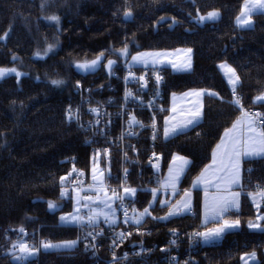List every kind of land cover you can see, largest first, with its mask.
Wrapping results in <instances>:
<instances>
[{"label": "trees", "instance_id": "trees-1", "mask_svg": "<svg viewBox=\"0 0 264 264\" xmlns=\"http://www.w3.org/2000/svg\"><path fill=\"white\" fill-rule=\"evenodd\" d=\"M244 2L0 0V68L21 71L20 77L0 79V228L17 232L40 227L49 242L78 240L72 249L42 251L40 264H93L82 249L77 229L60 225V215L72 209L71 198L61 193L68 189L74 169L88 168V135L80 127L87 119L84 90L103 93L115 84L104 66L108 60L115 63L112 69L126 63L122 52L126 48L128 55L192 50L191 71L164 69L166 113L173 94L215 93L204 95L198 123L163 139L157 150L165 168L174 155L189 161L178 194L188 189L241 108H258L264 114V102H253L264 93V13L251 16L252 27L239 28L235 20ZM126 12L131 15L125 17ZM210 12H218L219 18L203 24L195 20ZM96 57L101 58L96 70L77 69V62ZM222 64L239 78L235 94ZM236 97L241 107L234 103ZM243 166L251 168L248 176L253 184H264V155ZM252 196L241 195L239 208L224 216L240 221L236 230L211 243L203 244L201 237L198 264H241V257L251 253L257 259L253 264H264V230L248 227L249 221L264 214V204L258 211ZM194 200L197 203L198 193ZM49 202L56 207L49 209ZM160 210L144 222L159 242L170 230L202 233L219 224L201 225L198 214L163 220Z\"/></svg>", "mask_w": 264, "mask_h": 264}, {"label": "built area", "instance_id": "built-area-1", "mask_svg": "<svg viewBox=\"0 0 264 264\" xmlns=\"http://www.w3.org/2000/svg\"><path fill=\"white\" fill-rule=\"evenodd\" d=\"M109 75L117 84H110L106 92L91 94L89 88L88 92L84 90L87 119L80 127L88 135V171L74 169L68 180L71 187L65 191V197H70L77 189L79 203L88 208L76 225L82 249L93 264H198L201 237L194 235L198 231L170 230L159 242L152 230L144 226L146 218L135 222L143 210L140 194L162 190L165 166L157 150L163 140L166 115L164 70L121 65ZM157 76L161 78L159 83ZM244 113L262 112L258 108H241L239 118H245ZM67 115L72 118L73 112L68 110ZM133 117L138 123H130ZM263 124L256 123L261 129ZM93 163L101 167L99 183H94L91 175ZM250 172V167H242L239 194L257 195L260 204H264V197L260 196L264 184H253ZM125 188L135 189V193H125ZM104 196H110L114 222L92 211L99 207L98 199ZM90 216H94L93 222H89ZM45 240L40 227L24 228L23 232L0 228V264H40V245ZM20 243L36 248L35 255L25 261L16 260L14 257L20 252L13 245Z\"/></svg>", "mask_w": 264, "mask_h": 264}, {"label": "rangeland", "instance_id": "rangeland-1", "mask_svg": "<svg viewBox=\"0 0 264 264\" xmlns=\"http://www.w3.org/2000/svg\"><path fill=\"white\" fill-rule=\"evenodd\" d=\"M253 2H254V0H245L238 16H240L242 11L245 10L244 6L246 3L251 5V3H253ZM256 13H260V12H254V13L250 14V17L249 16L244 17L245 19H248V18L251 19L252 23L250 26H246V27L238 26L237 18L235 20L236 25L239 28H244V29L252 27L253 26V20H252L251 16L253 14H256ZM204 16H207V15H204ZM199 17L200 16H198L195 20L198 23L203 24L205 22L217 20L219 18V15L214 20L200 21ZM186 50L187 49H185V48H179V49H176L173 51H144V52H138V53L133 54V55H128L127 48H126V49H124V51H122V52H125L124 62H126V63H123L122 65H127L128 67H131V68H141V69H161V70L171 69L173 72H177V73L189 72L192 69V50H191V53H187ZM142 54H145V55L142 56ZM155 54H160V55L157 56ZM189 56L191 58L190 59V63H191L190 69L184 70L183 68H174L173 67V64L180 66V65H183L186 62H188ZM133 57H141V59H139L138 61H134ZM96 58L91 59V60H81V61L76 63V67L78 64L90 63L91 61L96 60ZM108 61H106V63ZM100 65H101V58L98 61V63L95 65L94 68L84 70V69H80L77 67V69L79 71H81L82 73H87V72H92V71L96 70ZM12 69H15V71H11ZM0 70H8L5 72V74L3 76H0V79H3V78L8 77V76H13V75L18 76V77L21 76V71L16 67L0 68ZM17 73H19V75H17ZM228 77H229V75H228ZM78 86L79 85H77V87ZM86 89L88 92V88H86ZM89 90H90V93L93 94L91 92L92 90L91 89H89ZM198 92L201 93V95H199V96L195 95V93H198ZM204 92L205 91H203V90H192V91L185 92L183 94H178V95L173 94L170 96L169 111H168L167 116L163 120V139L164 140H167L171 136L176 135L177 133L184 131V130L191 127V125H189L188 127L184 128L183 130L177 132L176 134L170 135L168 137H165V135H164V129L166 127L170 128L173 125H179L182 122H184L188 119H191L192 118L191 114L193 112L199 111L201 113V111H202V109H201L202 108V98H203ZM186 93H189L190 95H185ZM85 99H86V95H85L84 101H85ZM97 99H99V98L97 97ZM85 103H87V102L85 101ZM92 103H93V101L91 100L90 104H92ZM173 109H175V111H173ZM239 117L240 116H238L237 119H240ZM166 121H167V123H166ZM174 157H181V156L174 155L171 158L170 162L168 163L167 167L165 168L163 182H162V190L159 192H155L154 194H151V193L140 194V197L142 199V201L140 203V206H141L140 208H143L141 213L146 208L148 209V212L150 213V214L144 215L143 218L144 217L146 219L147 218H155L156 212H158L160 209L161 210H160L159 214H162L163 215L162 217H166V219L176 217V216L185 215V214L191 215L190 212H192L191 216H193V217L196 216L197 213L194 210V208L197 205L196 210H199L200 197L198 196V201H197V203H195V200H194L195 193L199 192L198 187L200 186V183L204 184V185H211V184L204 182L203 180H200V183L195 184L196 179H194L188 189H184V190H182V192L180 194H178L183 174L185 173V170L188 167L189 162L183 166V172L180 173L179 179L175 181V186H173V183L170 180V176L175 174L176 169L182 163V161H180V160L174 161ZM184 159L187 160L186 158H184ZM88 162H89V158H88ZM94 169H95V171H94ZM100 169H101V167H99L98 164L93 163L91 175H92V178H93V175H95L97 177L96 180L93 179L94 183H96V182L99 183V180L101 179L102 171ZM85 170L88 171V168ZM240 186L237 189L238 193H239ZM69 187H71V184L68 185L67 188H69ZM186 192L190 193V196L187 198L188 202H190V208L188 210H183L181 212H178L174 215L169 216L168 213L170 212V210L173 209L174 205H177L178 202H180L181 204L183 202H185V193ZM231 192H234V191H231ZM63 193H64L63 196H65V192H63ZM253 196H254V194H253ZM255 196H257V195H255ZM70 198L72 201V209L68 213L60 215L59 222H60V225L74 226L76 228V225L78 224L79 220H81V215L83 214V211H88V208L84 209L85 207L81 206V204L79 203L80 196H79L77 189H75L72 192ZM98 201L100 202L101 206L99 205V207H96L97 208L96 210H92V211L97 213V214H101L102 218L107 216V219H110V221H115V219H116V217H114L115 214H114L112 208L109 207V204L111 203L110 196H104V198L100 197L98 199ZM215 202L216 201H214V199H211V198H208L207 200H205V203L203 204V208H202L204 215L206 214V205L211 206ZM104 203H106V204H104ZM155 206H158V207L155 208ZM153 208H155V210ZM152 210H154V211H152ZM208 214H210V213H208ZM260 215L264 216V214H260ZM61 217H69V219L62 221ZM71 217H75L77 219L73 220V219H71ZM109 217H111V218H109ZM166 219H163V220H166ZM201 225H206L205 221H202ZM20 229H24V228H20ZM204 232H206V231H204ZM222 235H223V233L219 237H215L209 241H205L203 239L202 243L206 244V243H211V242L217 241L222 237ZM46 241L47 240H45L44 242H46ZM71 242H75L74 244H72L71 247H59V248H51V249H47V250L42 248V251L68 250V249H72L73 247L78 245V240L49 242V243L54 244V245H65V244H68ZM242 257H244V259H241V264H245V261H247V264H253L257 261L256 255H255V259H251L250 254L244 255Z\"/></svg>", "mask_w": 264, "mask_h": 264}, {"label": "snow or ice", "instance_id": "snow-or-ice-1", "mask_svg": "<svg viewBox=\"0 0 264 264\" xmlns=\"http://www.w3.org/2000/svg\"><path fill=\"white\" fill-rule=\"evenodd\" d=\"M245 10L242 11L241 15L237 17V23L238 26L241 27H246V26H250L252 21L250 18L245 19L244 17L249 16L251 13L254 12H261L264 13V0H254L253 3H251V5H249L248 3L245 4L244 6ZM131 13L130 12H126L125 13V17L130 16ZM219 15V13L217 12H210L207 14V16H200L199 20L200 21H204V20H214L215 18H217ZM52 19H56L55 17H52ZM126 51V50H125ZM187 53H191V49H187L186 50ZM145 54H142V56ZM157 56H159L160 54H155ZM139 59H141V57H133L134 61H138ZM190 56L188 57V62H186L183 65H175L173 64L174 68H183L184 70H188L191 68V63H190ZM100 60V57H97L96 60L91 61L90 63H84V64H78L77 67L80 69H84V70H88L91 68H94L95 65L98 63V61ZM113 63V61H109V67L111 66V64ZM220 67L222 69L226 70V75L227 74H231L229 76V84L232 85L233 88V93L235 94L236 91V84L239 81V78L236 76V73L233 69H231L230 67H228L227 65H220ZM8 70H0V76H3L5 74V72ZM11 71H15V69H12ZM17 75H19V73H17ZM140 79H143V77H140ZM160 77L157 76L156 80L157 83L160 82ZM54 84H59L61 82L59 81H53ZM211 95H215V93H209ZM130 95V94H129ZM185 95H190L189 93H186ZM195 95L199 96L201 95V93H195ZM254 103L256 102H264V93L258 95L255 100L253 101ZM234 103L239 106L240 105V100L237 97L234 100ZM173 111H175V109H173ZM192 118L188 119L184 122H182L179 125H173L172 127H166L164 129V135L165 137H168L170 135L176 134L177 132L183 130L184 128L188 127L189 125H193L195 123L198 122V118L200 116V112L196 111L193 112L192 114ZM244 115L250 116L251 118L248 120L247 122V126H246V132L247 133H255L256 136H258L260 138L259 140V146L258 147H249V140L253 141V144L256 143V141L254 140V138L252 136H249L247 139H245L243 141V144L245 145L243 151H241L240 149L237 148V145L241 144V140L240 139H236V138H232V148L230 150H227V156L229 158V161H232V157H235V161L233 163V168L235 169L234 173L230 174L228 177L226 178H221V179H225V183H226V187H225V192H229L230 188L232 187V185L238 184L239 183V158L241 155L246 156V157H254V156H261L264 155V130H257L256 127V123L257 121H260L261 123H264V114L262 113H254V114H250V113H244ZM130 123H138L135 118L133 117L130 121ZM167 123V121H166ZM240 121L237 120L234 124L233 127L231 129H228L225 131V137H232V133L234 131H236L238 129V126L240 125ZM224 145V139L222 138V142L221 144L217 145V150H219L222 146ZM213 157H214V163H215V157H216V151H214L213 153ZM175 160H180L182 161L181 165L176 169L175 174L170 176V180L173 183V186H175V181L179 179V175L181 172H183V166L186 165L188 163L187 160H185L183 157H174V161ZM95 171V169H94ZM82 175V173H81ZM203 175V174H202ZM62 180L65 178H61ZM93 179L96 180L97 177L95 175H93ZM197 183H199V178L197 180ZM125 193H130V194H134L135 193V189H129V188H125ZM61 195H64V193L62 192ZM239 193H229V196H223V197H219L216 198V202L209 206L206 205V214L210 213V219L212 220H217V218L223 219V223L220 225V227L217 228H210L208 231L206 232H202V233H196L194 235H198L200 237H202L205 241H209L215 237H219L222 233H224L226 230L229 229H233V228H237L240 225V221L237 220H229V219H225V213H227L229 211V209L233 206L237 207L239 206L238 204V198H239ZM190 196V193L186 192L185 193V202H183L182 204L180 202L177 203V205L173 206V209L170 210V212L168 213V215H174L178 212H181L183 210H188L190 208V202H188L187 198ZM261 197H264V191H262L260 193ZM89 199H91V197H89ZM122 199V198H121ZM253 200L255 202V197H253ZM49 209H54L56 207V205H54L52 202H49L48 204ZM110 207V205H109ZM257 209L259 211V202H257ZM146 214H150L148 212V209H144V211L142 213H140L135 222L136 223H140V219L146 215ZM105 218L107 219V216H105ZM69 217H61V220H68ZM71 219L75 220L77 218L75 217H71ZM159 219H166V217H160ZM94 221V216H90L89 217V222H93ZM260 221H264V216L258 215L256 217V221H249L248 223V227L250 229H259V230H264V225H262L260 223ZM114 222V221H113ZM21 232H23V229H20ZM75 242H71L65 245H54L51 244L49 242H41L40 247H42L43 249L47 250V249H51V248H59V247H71L72 244H74ZM14 248H18L20 255L14 257L16 260L18 261H25L27 260L29 257L35 255L37 249L36 248H30L27 244L25 243H20L19 245H13ZM250 258L251 259H255V253H251L250 254ZM241 259H244V257H241ZM245 264H247V261H245Z\"/></svg>", "mask_w": 264, "mask_h": 264}, {"label": "crops", "instance_id": "crops-1", "mask_svg": "<svg viewBox=\"0 0 264 264\" xmlns=\"http://www.w3.org/2000/svg\"><path fill=\"white\" fill-rule=\"evenodd\" d=\"M225 72H226V70H225ZM227 75L230 76L231 74L229 73ZM208 94H209V92L205 91L203 93V97H204V95H208ZM169 100H170V98H169ZM168 111H169V105H168L167 113H166L165 117L167 116ZM201 118H202V111H201L200 116L198 118V122L201 120ZM249 119L250 118H248V117L237 119L241 123L238 126V129L232 133L231 138L225 137V135H224L225 131H224V133L221 135L219 141L217 142V144L214 146V148L212 150L210 162L200 171V173L195 178L196 179L195 184H197L198 178H199V183H200V180H203L204 182L211 184V185H204V184L200 183V186L198 187L199 192H197V193H198V196L200 197V207H199V210H197L196 212L198 214L200 223H202V221H205V224H209V223L217 224V223H219V224L215 225L213 228L220 227V225L223 223V219L217 218V220H212V219H210V214L204 215L202 208H203V204L205 203V200H207L208 198H211V199H214V201H216V198L223 197V196H229V193H238L237 189L241 185V182H242L243 163L245 161H248V160L257 159V158L262 157V155L261 156H254V157H246V156L241 155L239 158V183L232 185L229 192H225V190H224L226 187L225 179H221V178H226L230 174L234 173V171H235V169L233 168V163L235 161V157L233 156L232 161L230 162L229 158L227 156V150H230L232 148V138H236V139L241 140V144L237 145V148L240 149L241 151H243V149L245 147V145L243 144V141L245 139H247L249 136H252L254 138V140L256 141V143L253 144V141L249 140L248 146L249 147H258L259 146L260 138L258 136H256L255 133H247L246 132V126H247V122ZM193 125H191V126H193ZM232 127H233V124L228 129H231ZM256 127H257V125H256ZM257 130L260 131L262 129L257 127ZM222 138L224 139V145L219 150H217V145L221 144ZM214 151H216L215 163H214V157H213ZM231 191H234V192H231ZM253 197H255V203L257 205V202H259V198L255 195L252 196V199H253ZM240 200H241V195H239V198H238V204L239 205H240ZM259 206H260V203H259ZM238 208H239V206H238ZM238 208L233 206L229 209V211L237 210ZM227 213H225V215ZM142 219H143V217L140 219V221ZM237 228L226 230L225 233L229 232V231L236 230Z\"/></svg>", "mask_w": 264, "mask_h": 264}, {"label": "water", "instance_id": "water-1", "mask_svg": "<svg viewBox=\"0 0 264 264\" xmlns=\"http://www.w3.org/2000/svg\"><path fill=\"white\" fill-rule=\"evenodd\" d=\"M114 65H115V63L113 62L111 64V66L109 67V61L105 64L104 69H105L106 74H109L110 73V71L112 70V68L114 67Z\"/></svg>", "mask_w": 264, "mask_h": 264}, {"label": "bare ground", "instance_id": "bare-ground-1", "mask_svg": "<svg viewBox=\"0 0 264 264\" xmlns=\"http://www.w3.org/2000/svg\"><path fill=\"white\" fill-rule=\"evenodd\" d=\"M104 204H106V203H104ZM46 242H49V241L47 240Z\"/></svg>", "mask_w": 264, "mask_h": 264}]
</instances>
